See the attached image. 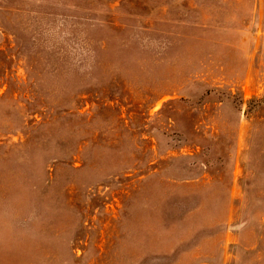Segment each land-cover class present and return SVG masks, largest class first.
Here are the masks:
<instances>
[{"label": "rangeland", "instance_id": "1", "mask_svg": "<svg viewBox=\"0 0 264 264\" xmlns=\"http://www.w3.org/2000/svg\"><path fill=\"white\" fill-rule=\"evenodd\" d=\"M0 264H264V0H0Z\"/></svg>", "mask_w": 264, "mask_h": 264}]
</instances>
